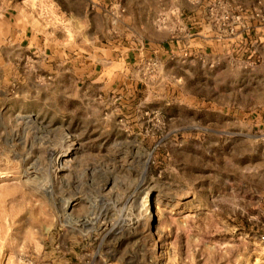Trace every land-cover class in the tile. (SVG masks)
<instances>
[{
  "label": "rangeland",
  "instance_id": "obj_1",
  "mask_svg": "<svg viewBox=\"0 0 264 264\" xmlns=\"http://www.w3.org/2000/svg\"><path fill=\"white\" fill-rule=\"evenodd\" d=\"M177 1L0 0V264H264V0H223L249 59L171 70L213 105L58 97L86 88L61 56L134 48ZM8 21L40 52L8 55Z\"/></svg>",
  "mask_w": 264,
  "mask_h": 264
},
{
  "label": "crops",
  "instance_id": "obj_2",
  "mask_svg": "<svg viewBox=\"0 0 264 264\" xmlns=\"http://www.w3.org/2000/svg\"><path fill=\"white\" fill-rule=\"evenodd\" d=\"M189 1L190 4L185 1L182 4L178 0L168 7L164 13V29L156 30L155 35L148 34L134 48L117 44L102 49L101 56L96 60L91 54L83 57L75 53L69 59L61 56L53 71L58 88H63L66 71L69 81L78 83L84 79L86 88L76 86L69 92L58 93V97L68 98L84 107L98 98L102 104L116 102L122 109L130 107L140 112L146 104L169 106L180 91L182 103L186 100L190 104L213 105L215 93L211 99L202 97L199 92L200 88L213 87L212 76H188L197 87L196 91L188 93L183 89L185 84L182 82L187 77L171 73L172 68L178 63L189 62L211 71L209 66L223 60L230 48H239L240 58L249 59L248 42H243L242 24L232 19L228 21L227 4L223 0ZM254 2L251 0L252 4ZM251 3L244 4L246 13ZM27 35V29L20 30L8 21V55L19 51L25 54L30 50L40 52ZM43 60L45 66H49L50 59L46 54ZM154 69L157 70L156 75L150 76ZM184 94L187 96L183 97Z\"/></svg>",
  "mask_w": 264,
  "mask_h": 264
},
{
  "label": "built area",
  "instance_id": "obj_3",
  "mask_svg": "<svg viewBox=\"0 0 264 264\" xmlns=\"http://www.w3.org/2000/svg\"><path fill=\"white\" fill-rule=\"evenodd\" d=\"M225 19H228V17H225ZM261 240L264 241V236L261 237Z\"/></svg>",
  "mask_w": 264,
  "mask_h": 264
},
{
  "label": "bare ground",
  "instance_id": "obj_4",
  "mask_svg": "<svg viewBox=\"0 0 264 264\" xmlns=\"http://www.w3.org/2000/svg\"><path fill=\"white\" fill-rule=\"evenodd\" d=\"M68 207H69V203L66 205V209H67ZM66 209H65V210H66Z\"/></svg>",
  "mask_w": 264,
  "mask_h": 264
}]
</instances>
